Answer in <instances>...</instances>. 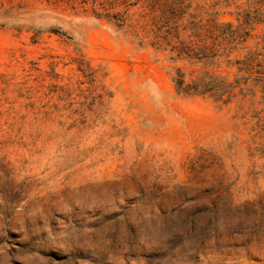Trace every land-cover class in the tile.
<instances>
[{"label": "rangeland", "instance_id": "374dc122", "mask_svg": "<svg viewBox=\"0 0 264 264\" xmlns=\"http://www.w3.org/2000/svg\"><path fill=\"white\" fill-rule=\"evenodd\" d=\"M248 10L0 0V264H264Z\"/></svg>", "mask_w": 264, "mask_h": 264}, {"label": "trees", "instance_id": "16d2710c", "mask_svg": "<svg viewBox=\"0 0 264 264\" xmlns=\"http://www.w3.org/2000/svg\"><path fill=\"white\" fill-rule=\"evenodd\" d=\"M250 5L252 7V10L249 11L248 13H246V15H244V19H241V25H245L246 23L250 22L251 20H264V0H250ZM252 15V17L250 18V16ZM225 28H228V30L230 29V34L229 37H239L238 36V31L239 28H232V24H228V25H224ZM225 33V32H224ZM245 34H248V30H246ZM263 82H264V78Z\"/></svg>", "mask_w": 264, "mask_h": 264}]
</instances>
